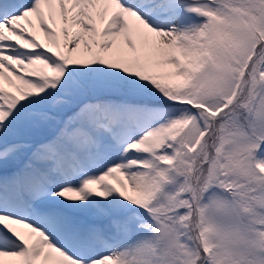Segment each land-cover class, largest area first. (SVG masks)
I'll list each match as a JSON object with an SVG mask.
<instances>
[{
	"label": "snow or ice",
	"instance_id": "6c2138e0",
	"mask_svg": "<svg viewBox=\"0 0 264 264\" xmlns=\"http://www.w3.org/2000/svg\"><path fill=\"white\" fill-rule=\"evenodd\" d=\"M0 264H264V0H0Z\"/></svg>",
	"mask_w": 264,
	"mask_h": 264
}]
</instances>
